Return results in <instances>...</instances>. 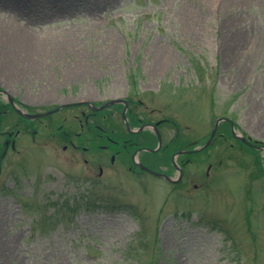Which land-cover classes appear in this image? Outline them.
<instances>
[{"label":"rangeland","instance_id":"rangeland-1","mask_svg":"<svg viewBox=\"0 0 264 264\" xmlns=\"http://www.w3.org/2000/svg\"><path fill=\"white\" fill-rule=\"evenodd\" d=\"M1 22L62 36L36 46L0 32V86L12 96L20 77L36 80L35 93L47 76L58 102L138 92L153 117L176 120L182 141L208 136L220 114L250 134L235 87L244 71L264 76V0H0ZM6 117L9 130L16 116ZM43 131L18 137L2 164L0 264H264V186L237 175L229 142L209 188L182 196L146 174L71 184V153L45 146Z\"/></svg>","mask_w":264,"mask_h":264},{"label":"flooded vegetation","instance_id":"flooded-vegetation-1","mask_svg":"<svg viewBox=\"0 0 264 264\" xmlns=\"http://www.w3.org/2000/svg\"><path fill=\"white\" fill-rule=\"evenodd\" d=\"M244 72L247 75L243 74L241 82L246 81L248 88L243 91L244 86H241L242 83L238 81L235 93L238 94L237 100L242 98L244 100L239 103L242 105L241 120L250 134L236 126L238 136L233 137L234 142L229 146L235 151L237 175L244 178L245 185L251 188L250 184L261 179L264 181V76L261 80H254L257 79L256 76L253 77L251 73ZM24 79L25 77H20L19 80H15L18 84L17 93H21L19 97L13 96V99L20 110L25 114L53 112L46 117L36 119L37 124H23L22 128L18 126L19 119H22L24 123L27 120L13 112L17 115V119L11 129L0 128V153L6 150L4 159L8 150H15L18 137L27 136L35 141L37 133H40L42 128L45 135L43 139H46L45 146H48L50 142L63 143L62 153H71L72 164L66 162L70 163L68 167L70 175L66 177L70 178L71 184H76L81 174L86 177L89 184L100 180L106 182L120 180L124 173L132 176L146 174L175 188H180L179 190L184 191V193L181 191V194L190 195L191 191L210 185L213 179L211 173L221 172L222 160L219 159L215 166L213 160L221 157V146L228 140L225 131L216 132L214 140L208 147H202L198 152L191 153L194 148L201 146L204 142L195 145V142L187 137L182 146H179L178 142L172 138L164 140L165 127L172 129L174 133L172 124L166 118L153 117L155 109L148 110L144 106V101L139 98L138 92L129 96L126 90L127 94L118 99L112 98L116 100V103L108 109H100L106 101L93 102L70 95L58 102L57 97L51 96L52 85L47 76L44 79L47 81L44 83V89H39L35 93L31 91L32 88L28 84L37 87L36 80L28 78L24 81ZM0 89L3 88L0 86ZM0 100H3L1 93ZM30 107L41 108V110L31 111L28 109ZM7 111L0 106V117H4ZM255 116H259L262 121L253 123ZM155 128L160 134L162 133L160 147L154 132ZM217 144L219 145L215 148ZM143 153L148 154L147 159L141 156ZM101 154L105 156V159H100ZM195 154L198 155L193 157ZM135 156L138 158V163L133 160ZM202 163H207V166L203 167ZM139 164L158 175L142 170ZM259 174H261L260 177H258ZM195 179L198 182H195Z\"/></svg>","mask_w":264,"mask_h":264},{"label":"bare ground","instance_id":"bare-ground-1","mask_svg":"<svg viewBox=\"0 0 264 264\" xmlns=\"http://www.w3.org/2000/svg\"><path fill=\"white\" fill-rule=\"evenodd\" d=\"M23 25V24H22ZM19 28H14L11 23H0V32H3V38H8V40L5 42V39H3L4 43L10 42L11 44H36V46L39 45H53L58 44L59 39L62 38V36H58L59 34L53 33L50 38H47L46 40H38L35 39L32 36L33 27L29 26L28 23L26 25L20 26ZM16 29V31L14 30ZM32 31V32H31ZM64 41V40H60Z\"/></svg>","mask_w":264,"mask_h":264},{"label":"water","instance_id":"water-1","mask_svg":"<svg viewBox=\"0 0 264 264\" xmlns=\"http://www.w3.org/2000/svg\"><path fill=\"white\" fill-rule=\"evenodd\" d=\"M215 132V130L213 131V133Z\"/></svg>","mask_w":264,"mask_h":264}]
</instances>
